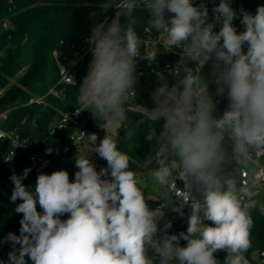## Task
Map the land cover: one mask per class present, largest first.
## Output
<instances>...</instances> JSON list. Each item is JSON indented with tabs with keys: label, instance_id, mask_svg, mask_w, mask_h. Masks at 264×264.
Returning a JSON list of instances; mask_svg holds the SVG:
<instances>
[{
	"label": "clouds",
	"instance_id": "obj_1",
	"mask_svg": "<svg viewBox=\"0 0 264 264\" xmlns=\"http://www.w3.org/2000/svg\"><path fill=\"white\" fill-rule=\"evenodd\" d=\"M114 6L111 23L91 29L92 59L77 103L103 122L105 131L117 125L135 131L145 121L163 119L158 147L137 173L115 135L106 132L97 144L95 133L80 132L86 144L75 157L74 181L66 170L41 173L30 191L22 180L31 169L14 174L10 199L22 201L15 208L22 219L20 234L5 237L13 245L7 264H27L26 256L32 264H221L218 252L226 253L223 264H249L252 212L258 208L264 214L257 187L264 180V5L255 14L240 10L244 30L239 33L231 0H219L212 9L219 31L208 22L203 2L119 0ZM140 8L150 16L148 29L162 35L166 51L178 49L180 60L171 86L156 73L161 83L153 93L154 107H140L142 119L134 121L127 105L136 93L137 60L151 64L159 51L137 33L134 13ZM209 60L216 95L228 100L220 116L214 114L216 101L201 75ZM152 136L149 130L147 138ZM91 153L106 160L107 167L97 171ZM138 176L161 188L163 206L149 207ZM180 176L183 188L176 189ZM174 190L176 203L170 198ZM170 204L174 211L190 205L186 232L167 234L170 221L159 228ZM64 214L68 218L60 219Z\"/></svg>",
	"mask_w": 264,
	"mask_h": 264
},
{
	"label": "trees",
	"instance_id": "obj_2",
	"mask_svg": "<svg viewBox=\"0 0 264 264\" xmlns=\"http://www.w3.org/2000/svg\"><path fill=\"white\" fill-rule=\"evenodd\" d=\"M108 3L115 5L119 0H0V20H9L8 27L1 28L0 31V113L7 112L6 119L0 121L1 128L13 131L18 139L27 144L33 142L39 149H50L63 147L68 143L70 135L80 129H97L103 124L94 119L91 112L81 111L77 103L78 88L87 74L91 53L74 68L75 83L65 84L60 80L52 51L60 50L61 58L66 61V57L73 50L66 43H78L81 39L90 37L91 29L98 23L104 22L106 26L110 24L117 9L114 5L106 9ZM231 4L235 9L256 12L258 6L264 5V0H231ZM134 15L137 18V33L142 35L150 16L143 8L137 9ZM167 62L174 63L175 60L167 54H157L156 61L151 64L144 60V73L137 80L136 93L127 105L130 120L142 119L140 107H154L153 93L161 83L156 69L162 68L161 74L169 86L175 83V76L165 67ZM207 80L212 98L218 101L217 115H222L228 106L227 97L216 95V84L211 73ZM32 97L42 99L29 103ZM76 109H80V113L75 114L73 111ZM67 113L70 116L66 126L51 134V128ZM164 123L163 119L145 121L135 131L129 130L127 125H119L118 146L129 155L130 170L139 173L141 161L155 154L148 153L150 140L147 134L151 130L159 136ZM11 149L10 141L0 138V255L3 264H7L8 253L13 251L12 243L5 242V237L10 232L20 234L22 219V214L15 211L22 201L18 199L13 203L10 199L14 190L11 177L14 174L22 176L23 171L30 168L27 178L22 180L30 191H34L37 180L26 153L5 160ZM71 151L60 155L52 165L63 159L69 160ZM177 179L183 186L182 178ZM258 199L264 202V189L259 190ZM147 200L149 206L163 202L161 199ZM37 210L42 212L39 204ZM68 216L69 214H64L60 219L66 220ZM252 216V243L246 257L249 264H257L254 255L264 251V214L257 208L253 210ZM170 222L172 227L167 230V234L178 235L182 231L186 232L187 219H172ZM185 242L182 239L180 241L181 245ZM15 247L19 249L17 245ZM215 255L223 264L226 253L218 252ZM25 260L28 262L30 259L26 256Z\"/></svg>",
	"mask_w": 264,
	"mask_h": 264
},
{
	"label": "built area",
	"instance_id": "obj_3",
	"mask_svg": "<svg viewBox=\"0 0 264 264\" xmlns=\"http://www.w3.org/2000/svg\"><path fill=\"white\" fill-rule=\"evenodd\" d=\"M201 2H203L209 11V16H208V22L209 23H214L215 24V28L214 31H219L220 28V24L216 23L215 21V14L213 13L212 9L216 6H218L219 4V0H194L195 4H200ZM236 12H237V17L236 19L233 20V24L237 29V32H241L244 30V26L241 24V14L239 13V9H235L233 8ZM252 14H255V12H250ZM9 25V20L7 19H3L0 20V31L1 28H5L8 27ZM144 41H145V45L152 48V49H157L159 48L158 54L162 55V54H167L170 55L172 58H174L175 62L174 63H170L167 62L165 64V67L168 69V71L173 75L177 63L180 60V51L178 49H174L172 51H166L163 46L161 45V41H162V35L155 33L154 31L148 29V26L145 27L144 29V33L142 35H139ZM89 37H85L83 39L80 40V42H68L66 43L67 46H69V48L73 49L70 52V55H68L66 57V61H64L61 58V52L58 49H54L52 51V55L53 58L56 62V66L60 75V80L61 82L65 83V84H73L75 83V67L76 65L84 59V57L91 53V47L92 45H90L88 43ZM143 50V49H142ZM143 62L144 60L138 59L137 60V68H136V73H137V80L143 75L144 73V69H143ZM212 60H209L201 69V75H203L206 79H209L210 77V73L212 72ZM62 69H66L67 70V74L72 77L73 81L71 80L70 77H68L66 74H64L61 70ZM162 72V68H158L156 69V73ZM174 76V75H173ZM54 91V90H53ZM208 91L210 94V85L208 83ZM2 92V91H0ZM55 94H58V91H55ZM211 95V94H210ZM134 93L131 95L130 100L131 101L133 99ZM42 97L37 98V97H32L29 100V103H35V102H39L41 101ZM214 101H216V111L214 114H218V105H217V100L213 99ZM75 114L80 113V109H76L75 111H73ZM70 116V113H67L55 126H53L50 130V133L53 134L55 132H57L58 130L63 129L66 126V122L68 120ZM220 116V115H217ZM7 117V112H2L0 113V121H3L4 119H6ZM83 132L86 134V130L85 129H80L78 131H76L75 133L71 134L69 137V141L66 145H64L63 147H53L50 149H39L37 145H34L33 142H30L29 144L25 143V141H22L20 139H18L15 135L13 131H7L4 130L3 128L0 127V133H2L3 135H0L1 139H8L12 145V149L10 151V153L7 155V157L5 158V160H10L14 157H18L20 156L22 153H26L31 165L33 167V169L36 172V175L38 176L41 173H44V171L48 168L51 167L52 163L60 156V155H64L66 153H69L72 149V147L78 143L79 141H81L80 137H81V133ZM241 178L243 181L247 182L248 176L247 173H242L241 174ZM258 189H264V180L261 181V183H259L257 185ZM183 186H181L177 181H176V189H182ZM170 198L172 201L177 202V195H176V191L174 190L173 192L170 193ZM163 206V202H159L158 204H156L155 206H149L150 208H156L159 206ZM166 209L164 208L163 211H165ZM169 212L171 213L172 219L173 220H180V219H188V214L190 212V205L185 204L180 211H174L173 209H170ZM181 212L183 213V215H181ZM206 223H208V221H206ZM258 257L261 259L262 264H264V251H260L258 253ZM27 264H32V261L29 260L27 262Z\"/></svg>",
	"mask_w": 264,
	"mask_h": 264
},
{
	"label": "rangeland",
	"instance_id": "obj_4",
	"mask_svg": "<svg viewBox=\"0 0 264 264\" xmlns=\"http://www.w3.org/2000/svg\"><path fill=\"white\" fill-rule=\"evenodd\" d=\"M246 11V10H245ZM250 12V11H248ZM240 13V10H239ZM241 14V13H240ZM242 18V17H241ZM245 52L247 50V45H245L244 48ZM149 109V108H147ZM150 110V109H149ZM103 126V124L101 125ZM99 127L97 129H87L86 130V135L95 133L97 135V144L104 138V136L107 134L109 135H115L117 140L119 139V125L116 126L115 129H107L106 131L104 128ZM83 144H86V138L84 141H79L73 146V149L71 151L69 160L68 159H63L60 160L56 163H54L50 168L46 169L44 171V174H51L54 171L58 170H66L69 173V178L70 180L75 179V172L78 171V169L75 166V157L78 154V148L83 147ZM81 151H84L83 148H81ZM90 159L94 163L96 170L100 171L101 168H106L107 167V161L100 158L98 154L96 153H91L90 154ZM183 180V177L180 176ZM138 180L142 183L143 186V191L145 194V197L150 200H157L161 199L164 202V192L161 190L160 187H158L155 182L148 178L147 176H138ZM173 203H176L173 201ZM164 212V218L159 221V228L163 229V225L165 222H168L172 220L171 213L169 212L170 209H173V204H170ZM186 245V242L182 244V246ZM254 257L257 259V264H262L261 259L258 257L257 254L254 255ZM178 263V262H177ZM0 264H3V260L0 255Z\"/></svg>",
	"mask_w": 264,
	"mask_h": 264
},
{
	"label": "water",
	"instance_id": "obj_5",
	"mask_svg": "<svg viewBox=\"0 0 264 264\" xmlns=\"http://www.w3.org/2000/svg\"><path fill=\"white\" fill-rule=\"evenodd\" d=\"M156 134H153L152 139L149 141L148 143V153L149 155L153 154L156 150V148L158 147L157 142H156ZM18 247H20L19 245H17Z\"/></svg>",
	"mask_w": 264,
	"mask_h": 264
}]
</instances>
